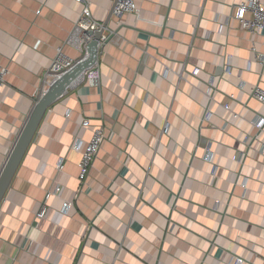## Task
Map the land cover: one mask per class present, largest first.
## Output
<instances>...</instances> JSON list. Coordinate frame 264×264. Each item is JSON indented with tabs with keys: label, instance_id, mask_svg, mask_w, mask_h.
Here are the masks:
<instances>
[{
	"label": "crops",
	"instance_id": "obj_1",
	"mask_svg": "<svg viewBox=\"0 0 264 264\" xmlns=\"http://www.w3.org/2000/svg\"><path fill=\"white\" fill-rule=\"evenodd\" d=\"M87 1L110 35L101 84L68 87L47 107L0 203V264H264V130L250 123L264 115L251 95L264 88V36L232 16L241 0H136L139 12L119 21L115 0ZM83 8L0 0V174L57 49L81 56L66 41ZM95 126L106 138L81 182ZM55 185L61 193L37 220Z\"/></svg>",
	"mask_w": 264,
	"mask_h": 264
},
{
	"label": "built area",
	"instance_id": "obj_2",
	"mask_svg": "<svg viewBox=\"0 0 264 264\" xmlns=\"http://www.w3.org/2000/svg\"><path fill=\"white\" fill-rule=\"evenodd\" d=\"M78 2L84 3V8L81 12V15L71 31V34L66 41V44L77 48L81 52V56L77 59H73L66 55L63 52V47L60 46L57 49V53L53 58V61L47 71V78L46 82L48 84L47 88L41 89L39 92L38 101L45 95L49 88H52L57 84V82L68 72L74 70L79 64L89 60L91 56L90 52V43L94 40L95 35L91 32L100 31L104 29V33L102 34L99 42H98V55L95 58L94 62L90 64L88 67L84 68L80 73L76 75L74 79H72L71 83L66 87H71L74 85H79L82 83H86L90 86H99L101 84V77L102 72L100 68V60L99 54L106 45L109 40L110 35L106 34V30L108 27L105 25L104 22L97 20L93 15L91 8L89 6V2L87 0H76ZM235 10L233 12V17L236 18L242 28L246 29L247 31L251 32L252 34L262 35L264 36V0H241L239 3L234 5ZM139 12V5L136 0H115L114 7H113V15L118 18V21L125 13H138ZM254 51L256 47H253ZM258 61L264 65V55L263 53H257ZM169 68L167 67L165 72H168ZM225 72L227 74L232 73L231 64H228L226 67ZM7 70L1 68L0 70V91L2 90L3 86L5 85L6 81ZM216 77H210L208 81V88L206 90V94L209 98H214V94L217 91V86L215 84ZM242 84V83H241ZM251 95L257 99L259 102L264 104V88L260 85H255L251 89ZM231 101L235 99L234 94H230ZM223 106L231 110L235 117H242L243 116L235 112L231 109V102L224 103ZM213 112L209 109L206 110L204 115L203 121L212 122ZM250 123L256 126L259 130H264V115L257 114ZM83 126L90 127L91 121L86 118L82 122ZM169 129V125L166 124L163 128L164 132H167ZM92 137L89 140L86 148L82 152L81 159L79 161V179L81 182H86L92 164L97 157L102 144L106 138L105 131L103 126H95L92 130ZM79 145V139L75 140L73 144V148ZM214 151L209 146L205 153V160L208 162H213L214 159ZM237 159V158H235ZM240 160V157L238 158ZM65 163V158L61 157L59 163L57 165L59 170H63ZM215 173V170H214ZM243 186L246 185V181L242 183ZM61 193V186L55 185L51 188L44 200V204L40 208V210L36 213V219L45 218L49 212V205L48 200L52 196H58ZM73 206L72 202L65 201L62 205V211L64 213H68ZM243 260L238 258L236 264H242Z\"/></svg>",
	"mask_w": 264,
	"mask_h": 264
},
{
	"label": "water",
	"instance_id": "obj_3",
	"mask_svg": "<svg viewBox=\"0 0 264 264\" xmlns=\"http://www.w3.org/2000/svg\"><path fill=\"white\" fill-rule=\"evenodd\" d=\"M105 25L107 26V23ZM104 32V29L91 32L95 35V38L90 43L91 56L89 60L79 64L74 70L66 73L55 86L49 88L45 95L39 101H37L29 120L23 128L5 164V167L0 174V203L5 196L7 188L17 171L23 155L25 154L33 138L47 107L66 91V87L71 83L72 79H74L78 73L94 62L98 55V42Z\"/></svg>",
	"mask_w": 264,
	"mask_h": 264
},
{
	"label": "rangeland",
	"instance_id": "obj_4",
	"mask_svg": "<svg viewBox=\"0 0 264 264\" xmlns=\"http://www.w3.org/2000/svg\"><path fill=\"white\" fill-rule=\"evenodd\" d=\"M39 97V96H38Z\"/></svg>",
	"mask_w": 264,
	"mask_h": 264
}]
</instances>
